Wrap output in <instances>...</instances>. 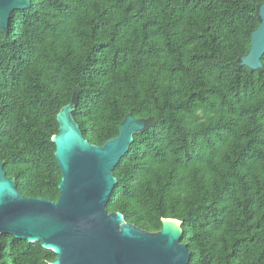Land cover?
I'll return each instance as SVG.
<instances>
[{
	"label": "trees",
	"instance_id": "obj_1",
	"mask_svg": "<svg viewBox=\"0 0 264 264\" xmlns=\"http://www.w3.org/2000/svg\"><path fill=\"white\" fill-rule=\"evenodd\" d=\"M264 0H31L0 29V161L26 197L58 200L53 137L74 103L103 145L141 118L107 204L148 232L183 221L188 264H264V56L243 65ZM0 264L57 254L13 234Z\"/></svg>",
	"mask_w": 264,
	"mask_h": 264
},
{
	"label": "water",
	"instance_id": "obj_2",
	"mask_svg": "<svg viewBox=\"0 0 264 264\" xmlns=\"http://www.w3.org/2000/svg\"><path fill=\"white\" fill-rule=\"evenodd\" d=\"M30 6L31 0H0V29L8 33L12 14ZM260 16L241 62L252 69L262 67L264 56V2ZM74 105L59 112L60 131L53 137L62 171L58 200L23 195L0 161V237L13 234L41 242L57 254L49 264H188L191 252L182 242L183 221L165 218L160 231L148 232L107 209L118 182L114 169L146 122L128 115L118 136L93 144L73 115Z\"/></svg>",
	"mask_w": 264,
	"mask_h": 264
},
{
	"label": "bare ground",
	"instance_id": "obj_3",
	"mask_svg": "<svg viewBox=\"0 0 264 264\" xmlns=\"http://www.w3.org/2000/svg\"><path fill=\"white\" fill-rule=\"evenodd\" d=\"M177 225L179 224V222L176 223Z\"/></svg>",
	"mask_w": 264,
	"mask_h": 264
}]
</instances>
